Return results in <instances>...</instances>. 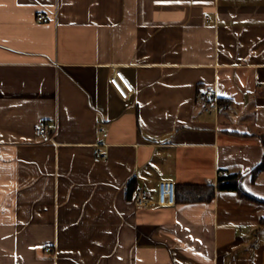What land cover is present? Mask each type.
<instances>
[{
  "label": "crops",
  "instance_id": "crops-1",
  "mask_svg": "<svg viewBox=\"0 0 264 264\" xmlns=\"http://www.w3.org/2000/svg\"><path fill=\"white\" fill-rule=\"evenodd\" d=\"M263 160L264 0H0V264H264Z\"/></svg>",
  "mask_w": 264,
  "mask_h": 264
},
{
  "label": "built area",
  "instance_id": "built-area-1",
  "mask_svg": "<svg viewBox=\"0 0 264 264\" xmlns=\"http://www.w3.org/2000/svg\"><path fill=\"white\" fill-rule=\"evenodd\" d=\"M39 20L45 19L43 13H39ZM209 22H212L210 16L207 17ZM111 83L116 87L123 98H129L131 93L134 92V87L125 78L121 71H116L111 77ZM199 104L203 111L217 113L222 108L219 102V98L216 90L209 88L207 90H201L198 96ZM35 133L38 136H43L48 139H52V130L48 121L41 120L36 128ZM103 157H106L104 151H100ZM176 189L177 185L173 180H161L158 185V198L154 202L151 199L150 194L145 187L139 189L135 197V203L138 208L147 206L149 204L156 203L161 206H174L176 203ZM52 248H46V251H51Z\"/></svg>",
  "mask_w": 264,
  "mask_h": 264
},
{
  "label": "trees",
  "instance_id": "trees-1",
  "mask_svg": "<svg viewBox=\"0 0 264 264\" xmlns=\"http://www.w3.org/2000/svg\"><path fill=\"white\" fill-rule=\"evenodd\" d=\"M263 170L264 160L253 170V175L256 176ZM243 177L244 176L239 173L223 174L219 176L217 185L214 183H208L204 185L191 184L182 186L181 189H183V191L181 194H179L178 188L176 189V203L212 201L215 196L216 189L235 190L241 197L255 200L256 198L245 190L242 184Z\"/></svg>",
  "mask_w": 264,
  "mask_h": 264
}]
</instances>
